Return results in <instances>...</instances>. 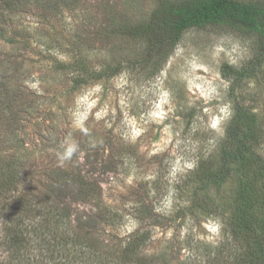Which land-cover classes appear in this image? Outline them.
<instances>
[{
  "label": "rangeland",
  "instance_id": "374dc122",
  "mask_svg": "<svg viewBox=\"0 0 264 264\" xmlns=\"http://www.w3.org/2000/svg\"><path fill=\"white\" fill-rule=\"evenodd\" d=\"M10 2L0 1V264H48L35 238L59 237L42 215L65 173L94 195L60 205L65 230L101 259L93 264L137 236L154 264H233V202L240 180L254 178L233 146L225 164L221 147L240 106L264 161V58L237 85L222 68L246 67L258 39L190 29L168 54L110 25L147 22L158 0ZM224 164L221 186L205 189Z\"/></svg>",
  "mask_w": 264,
  "mask_h": 264
},
{
  "label": "trees",
  "instance_id": "16d2710c",
  "mask_svg": "<svg viewBox=\"0 0 264 264\" xmlns=\"http://www.w3.org/2000/svg\"><path fill=\"white\" fill-rule=\"evenodd\" d=\"M3 2L6 9L11 10L10 0H2ZM110 25L118 34L142 40L148 44L149 49L166 51L168 54L177 46L184 32L190 29L223 28L242 35H252L259 41L255 58L240 70L230 67L226 71L224 70L227 68L226 65L222 68L223 77L233 80L236 85L243 79L249 78L253 73L254 63L264 58V4L259 1L158 0L147 22L121 25L116 23L114 18H110ZM0 37L5 39L2 33ZM241 112L242 109L238 106L226 130V138L221 147L225 164L230 159L228 149L233 146L241 156L239 162H243L244 167H250L249 172L254 178V182L240 180L233 202L232 236L240 253H238L239 256L233 255L232 258H235L233 264H264V161L259 159L256 150L261 135H258L256 129L250 128L251 123L247 125L246 130L243 129L244 122H241L245 120ZM252 162L256 163L257 169L252 168ZM224 172L225 174L218 179L208 180L210 185H207L205 189L210 186H221L230 172L227 165L224 166ZM63 176L62 189L55 197L56 204L42 215L43 224L48 226L47 224L50 223V230L52 233H58L59 237L52 235L53 240L48 239L45 236L47 230L44 229L43 234L36 235L37 249L40 251L41 258L48 264H93L92 260L95 257L93 245L87 241L86 243L82 235L71 237L70 232L65 230V226L69 225L70 215L68 208L60 207V205H62V196H72L76 200H91L94 195H89L88 186L81 177L68 173ZM3 177L2 180H4ZM257 179L263 181V184L259 185ZM71 183L73 186H70ZM74 187L77 188L76 191ZM18 224L19 222L17 226ZM18 229L21 234L23 228ZM20 234H13V238L20 242L18 248L24 245ZM136 238L124 247L120 256L105 264H154L152 258L138 255L139 248L143 244ZM236 243L234 251H236Z\"/></svg>",
  "mask_w": 264,
  "mask_h": 264
}]
</instances>
